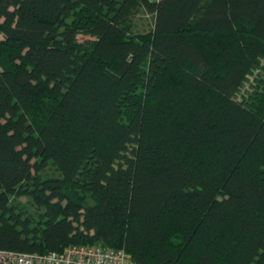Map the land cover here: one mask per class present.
Segmentation results:
<instances>
[{
    "label": "trees",
    "instance_id": "16d2710c",
    "mask_svg": "<svg viewBox=\"0 0 264 264\" xmlns=\"http://www.w3.org/2000/svg\"><path fill=\"white\" fill-rule=\"evenodd\" d=\"M0 35L1 250L264 264V0H0Z\"/></svg>",
    "mask_w": 264,
    "mask_h": 264
},
{
    "label": "built area",
    "instance_id": "2783aa9c",
    "mask_svg": "<svg viewBox=\"0 0 264 264\" xmlns=\"http://www.w3.org/2000/svg\"><path fill=\"white\" fill-rule=\"evenodd\" d=\"M0 264H134L124 249L70 245L62 252L21 253L0 249Z\"/></svg>",
    "mask_w": 264,
    "mask_h": 264
},
{
    "label": "rangeland",
    "instance_id": "374dc122",
    "mask_svg": "<svg viewBox=\"0 0 264 264\" xmlns=\"http://www.w3.org/2000/svg\"><path fill=\"white\" fill-rule=\"evenodd\" d=\"M152 25V16L145 13L143 10L134 19V32H144L150 29ZM1 38V35H0ZM79 41H84L89 39L86 36L79 35ZM264 94V58L258 61V64L253 66L249 72L246 74L239 92L236 94L238 99L250 103L252 100H257L261 98ZM16 200H18L22 205H24L27 210L34 212V205L29 202V199L25 195H17ZM43 212V208L38 210Z\"/></svg>",
    "mask_w": 264,
    "mask_h": 264
}]
</instances>
